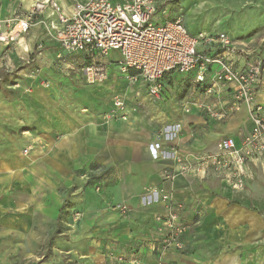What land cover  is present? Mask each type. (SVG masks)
<instances>
[{
    "label": "crops",
    "instance_id": "1",
    "mask_svg": "<svg viewBox=\"0 0 264 264\" xmlns=\"http://www.w3.org/2000/svg\"><path fill=\"white\" fill-rule=\"evenodd\" d=\"M48 1L34 18L38 22L32 24L25 34L19 32L20 29L15 26L14 30L19 34L10 31L7 33L10 38L4 35L9 26L3 22V9L0 8L2 37L4 40L13 41L12 57L19 59V63L22 60L29 63L31 54L36 58L35 63H60L57 61L60 49L57 42L52 40V32L49 30V25L56 22L57 18ZM84 1L54 2L65 13H71L76 3ZM155 4L158 10L155 15L157 20L181 16L177 12L173 15V10L168 6L158 4L157 1ZM257 4L259 14L255 19L263 24L264 0H257ZM32 7L26 10L20 21ZM20 21H16V25ZM184 25L191 35L203 32H194L185 23ZM220 32L225 31L218 33ZM16 35V38H12ZM253 40L254 36L250 40L238 38L234 43L249 46ZM216 48L214 44L199 45V49L208 52L215 51ZM3 49L4 45L0 43V53ZM252 50L254 49H247L243 55L235 52L228 57L236 66L241 67ZM114 53L119 55L117 51H111L105 59L109 68L108 87L103 92L102 84H98L97 92L101 90L103 93L93 92L104 99L108 107L113 108L110 97L120 91L127 105L135 104L136 109L129 108L125 120L116 119L110 114L105 115L103 108L73 110L67 107L71 102L82 103L88 98L83 94L73 93L68 97H64L65 93L63 97H59L55 88L52 91L36 88L33 93H29L30 96H26L27 108L35 119L36 127L23 130L27 133L20 135L16 144L4 149L2 161L0 159V193L16 179L29 180L33 192L37 191L39 194L31 219L45 218L42 213L46 211L56 218L64 199L57 191L59 184L72 178L78 170L99 173L105 167L110 172L107 180L101 179V192L95 197H91L89 192L86 193L87 201L90 196L96 202L97 209L90 217L83 218L79 226L82 259L86 264H123L105 260L103 249L107 243L116 247L131 243V259L133 252L137 258L135 264H264L263 161L254 159L246 163L242 189L232 188L228 179L226 182L223 174L212 168L207 172L195 173L192 170L180 173L182 164L179 159L193 162L196 156L214 150L220 138L231 137L240 145L242 134L252 127L245 104L225 118H212L198 104H210L217 111L230 107L232 96L228 85H222L213 94L206 95L192 83V73L167 74L163 79L161 97L165 92V84H172L175 83L174 79L183 78L182 82L189 86L188 96L192 102L187 109L179 107V122L165 128L167 133L174 128L173 134L166 133L165 141L161 143L154 136L151 127L145 124L148 121L146 116L153 106L143 94L147 91L145 83L128 82L133 87L127 86V81L118 73L120 55L117 58ZM73 55L84 57L82 54ZM261 58L264 59V55ZM49 66H46L47 69ZM53 74L54 72L49 76ZM260 87L256 89V98L264 106V91ZM207 99L215 102L207 103ZM137 101H144L146 106L137 107ZM93 104H97L96 99ZM1 107V128L7 127L6 122L12 121V118L16 124L20 121L17 109L10 104ZM206 122L212 124L206 125ZM172 137L174 138L171 139ZM156 142L158 144L155 145ZM20 144L31 146L28 157H21V154L18 156ZM164 169L172 171L175 177L165 178L162 175ZM42 187L47 191L42 192ZM151 188L158 191L153 198L152 195L149 196ZM162 192L184 204L182 220L188 225V230L183 235L186 251L167 252L158 256L150 240L154 216L167 210L168 202L160 198ZM119 202L128 205L127 216L120 217L118 211H110L108 208L109 205ZM19 213L23 215V212Z\"/></svg>",
    "mask_w": 264,
    "mask_h": 264
},
{
    "label": "rangeland",
    "instance_id": "2",
    "mask_svg": "<svg viewBox=\"0 0 264 264\" xmlns=\"http://www.w3.org/2000/svg\"><path fill=\"white\" fill-rule=\"evenodd\" d=\"M51 1L55 0H49V6ZM155 1H157L158 4L161 3V5L168 6L172 9V12H174L173 15H175L176 12L180 13L182 21L194 32L198 33L199 31H203L201 34L215 37L219 31H225L229 37L233 39V42L238 38L250 40L251 37L254 36L252 45L249 44V46H244L246 50L254 49L247 54L249 55L248 60H253L258 57L261 58V55H264V22L260 24L259 19H255V16L259 14L257 0ZM34 5H36L35 0H1L0 8L3 9V22L9 26L4 33L5 36H8L7 33L9 34L10 31L18 33L14 30L15 26H18L15 22L20 21L26 10ZM1 22L2 21H0V23ZM36 22L38 21L33 20L32 24ZM19 32L21 31L19 30ZM25 32H22V34H25ZM17 36L18 35L12 36V38H16ZM3 38L0 30V43L4 45V49L0 53V108H2L1 105L10 104L19 112L20 121L16 124L14 118H12V121L6 122L8 125L7 127H0L1 161L4 149L16 144L19 136L26 132L23 130H30L36 127V123L34 122L35 119L29 112L26 101V96H30L31 94L29 93H33L36 88H42L46 91H52L55 88L59 97H63L64 93V97H68L69 94L72 93L83 94L88 98L86 101L82 103L71 102V105L67 107L73 110H94L95 108H103V110L106 111L104 113L105 115L110 114L111 117L113 116V108L108 107L107 102L95 94V92L102 94L104 89L108 87L109 80L106 79L101 83L90 82L84 73V65L87 62L86 57L64 54L59 51L57 61H60V63H35L36 58H34L32 54L30 55L29 63H26L25 60L19 63V59L15 60L12 57L11 51L13 48H11V46L13 41H7ZM255 40L257 42H255ZM261 40L262 42L260 43ZM255 43L260 44L256 45ZM235 44L243 45L238 43ZM114 56L117 58L119 57L117 53H114ZM46 66H49L48 69ZM53 72L54 74L50 77L49 75ZM182 79H174L175 83L172 84L169 83V79H167L166 82H168V84L164 85L165 92L162 97L154 98L150 96L147 91L143 93L153 105L151 111L148 112L146 116L148 121L146 120L147 122L145 124L151 127L154 136H156L157 140L161 143L165 141L164 135L166 137V133L168 132L165 128L168 127V125L178 124L177 114L179 113V107L187 109L188 104L192 102L188 96L189 86L186 82H182ZM98 84H102L103 88L101 90H103V92L101 90L97 92L96 85ZM127 86L133 87V85L128 84V82ZM259 86H261L260 88L264 91V82L259 83L257 87ZM134 88L137 87L134 86ZM93 90L95 92H93ZM115 92L117 91L115 90ZM122 95L123 94L118 91L115 95H111L112 98L110 97V100L118 97L124 101ZM197 97L196 95L195 98ZM94 99H96V105L93 104ZM64 100L65 99H62V101ZM207 100L209 101L207 103L212 104L215 102L212 99ZM137 104V107L146 106L144 101H137ZM203 105L210 106V104ZM198 107L206 113L203 107H201V103L198 104ZM128 109L129 108L125 105V112H127ZM166 115H168V117H166ZM115 118L117 119L119 116L116 115ZM249 119L251 120V118ZM251 122L253 127L254 123L252 120ZM210 124H212V122H206V125ZM191 126H193V123ZM172 130H174V128ZM172 130L167 134H173ZM248 132L242 134L241 139L248 134ZM173 138L174 137L171 139ZM156 144L158 143L156 142L155 145ZM18 148V156L20 154L23 155L21 157L29 156L31 150L30 145L20 144ZM159 150H162V148ZM257 159L262 160L264 163L263 157H257ZM209 168H212L219 174L222 173L223 178L227 182L225 175H227L228 172L222 169L217 170L212 166L207 167L205 171L207 172ZM192 170V167H188L185 171L181 170L180 173H187ZM193 171L195 173L197 172L195 169ZM109 172L110 171L105 167H103L99 173L85 169L78 170L74 172L72 178L67 179L66 182L62 181L57 191L60 195H63L64 199L59 207L56 218L52 217L53 214H49V212L46 211V213H42L45 218L37 217L31 219L32 210L35 209L34 206L36 205L35 200L38 199L39 194L37 191L35 193L33 192L31 188L32 183L29 180L18 181L16 179L12 181L10 185L0 193V207H5L4 209L0 208V264H86L82 259L83 256L79 242L81 239V236H79L81 231L79 226L82 224L83 218L86 219L88 216L90 217V214H93V211L97 209L96 202L93 201L91 197H95V195H98L97 193L101 192V189H103V181L101 179L107 180V178H109ZM167 174L170 176L173 172L169 171V169H164L162 175L165 178H169L166 176ZM229 185L234 188L231 184ZM242 188H244V183L242 187L234 189ZM42 189V192L47 191L44 187H42ZM87 192H89L91 196H89V201H87ZM80 198L82 201L84 199V201L81 202ZM117 205H124L125 211H121L117 208ZM108 208L110 211H118L120 217L128 215V205L124 202L109 205ZM19 212H23V215ZM165 212L157 213L154 216V225L151 234L155 229V217L157 215H163ZM183 212L184 210L179 213V220L185 226V231L181 235L183 247L181 249H169L166 252L159 253L154 249L156 240L154 242L153 235H151L150 244L153 246V250L158 256H162L167 252L181 253L185 250L183 235L188 230V225L182 220ZM117 247H119V249H116ZM117 247L109 243L105 244L103 255L106 261L120 262L123 264H128V261L129 264L137 263L136 253H132L133 259H131V243L124 245L119 244ZM116 250H118V252H116Z\"/></svg>",
    "mask_w": 264,
    "mask_h": 264
},
{
    "label": "built area",
    "instance_id": "3",
    "mask_svg": "<svg viewBox=\"0 0 264 264\" xmlns=\"http://www.w3.org/2000/svg\"><path fill=\"white\" fill-rule=\"evenodd\" d=\"M50 6L57 18L49 25L53 39L61 53L86 57L84 73L90 82H101L108 77L105 59L111 51H117L120 55L118 73L131 84L144 82L148 94L154 98L161 97L163 79L170 73H192V83L206 95L228 85L232 96L230 107L220 111L211 105L201 104V107L210 117L222 119L245 104L254 123L252 129L241 139L240 145L231 137H223L216 142L214 150L196 156L193 162L185 159L179 162L184 171L188 167L197 172L209 166L222 169L228 172L225 176L234 188L243 186L246 163L257 157L264 158V106L256 98L257 85L264 82V59L258 57L247 60L241 67L236 66L228 55L245 54L244 46L235 44L225 32L215 37L191 35L180 15L157 20L154 0H85L76 3L71 13H65L54 1ZM42 8L43 5L36 4L30 9L20 21L21 32L29 29ZM200 44H214L217 48L208 52L199 49ZM114 99L116 108L112 115L127 119L124 101ZM166 176L172 179L175 174ZM157 192L151 188L149 196L153 198ZM160 198L168 205L165 214L155 217L152 237L157 243L154 249L159 253L181 249L185 226L179 220V213L184 210V204L165 192ZM117 208L125 211L124 205Z\"/></svg>",
    "mask_w": 264,
    "mask_h": 264
},
{
    "label": "bare ground",
    "instance_id": "4",
    "mask_svg": "<svg viewBox=\"0 0 264 264\" xmlns=\"http://www.w3.org/2000/svg\"><path fill=\"white\" fill-rule=\"evenodd\" d=\"M47 1L48 0H41V1H36V4H41V5H44L45 4V6H46V3H47ZM18 27H19V29H20V31H21V23H18ZM107 79V78H106ZM106 79H104L103 81H105ZM103 81H101V82H103ZM101 82H98V83H101ZM124 99V98H123ZM124 103H125V105L128 107V108H131V110H134V109H136V105L134 104V105H127V103H126V101L124 100ZM112 106H113V108L115 109L116 108V104H115V99L113 98L112 99Z\"/></svg>",
    "mask_w": 264,
    "mask_h": 264
},
{
    "label": "trees",
    "instance_id": "5",
    "mask_svg": "<svg viewBox=\"0 0 264 264\" xmlns=\"http://www.w3.org/2000/svg\"><path fill=\"white\" fill-rule=\"evenodd\" d=\"M171 74V73H170ZM166 76V75H165Z\"/></svg>",
    "mask_w": 264,
    "mask_h": 264
}]
</instances>
